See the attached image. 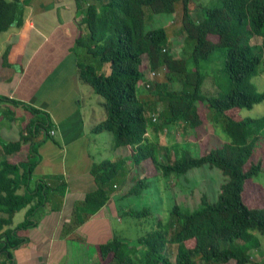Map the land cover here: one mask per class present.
Here are the masks:
<instances>
[{"label": "trees", "instance_id": "16d2710c", "mask_svg": "<svg viewBox=\"0 0 264 264\" xmlns=\"http://www.w3.org/2000/svg\"><path fill=\"white\" fill-rule=\"evenodd\" d=\"M196 1L92 0L84 5L82 21L88 34L79 36L76 43L93 57L108 62L110 72L97 73L93 64L79 62L78 75L104 100L106 118L93 131L111 132L116 146L132 147L131 160L140 176L129 194L138 195L149 188L158 174L178 177L203 165L219 169L226 177L215 201L202 194L198 207L188 209L174 204L166 222L157 220L156 226L138 239L145 247L138 252L137 264H264L254 261L250 253L260 247V236L264 237V185L256 180L264 174V114H241L243 108L251 109L264 101V91L252 81L261 63L259 51L264 47V0H205L204 4L197 2L195 15L192 4ZM25 3L0 0V33L23 23ZM178 4L182 8V31L188 41H193L185 58L175 57L168 48L165 28L145 30L146 8L171 14ZM254 36L262 38V47L251 44ZM144 57L149 70L165 72V79L155 82L148 93L152 84L145 78ZM213 59L223 77V90L206 95L202 92L206 74L201 66ZM174 83L180 86L170 87ZM139 89L146 93L144 98ZM3 100L9 99L0 97ZM160 101L163 105L156 110ZM21 105L33 114V119L15 140L6 141L0 134V253L21 243L17 230L31 224V217L46 202L50 191L41 181L33 187L31 182L38 161V135L43 132L48 136L52 122L45 112ZM206 109L212 112L211 122L221 125L227 141L212 147L210 138L204 136L198 141L196 156L191 155L192 148L187 144L174 141L163 148L165 157L171 153L172 160L162 161L156 135L162 123L173 127L183 123L199 139L203 135L200 128L207 123L205 114V118L201 116ZM151 110L162 115V123L154 122L157 114ZM24 143L28 144L26 157L9 161L7 155L18 152ZM123 163L103 160L93 164L97 188L86 194L75 209V222H83L106 203V185ZM25 207L29 210L24 220L10 227L13 215ZM151 213L150 207L126 212L137 218ZM124 244L117 235L99 244L101 264H134ZM172 244L176 247L171 261L168 252Z\"/></svg>", "mask_w": 264, "mask_h": 264}, {"label": "crops", "instance_id": "0c3cea01", "mask_svg": "<svg viewBox=\"0 0 264 264\" xmlns=\"http://www.w3.org/2000/svg\"><path fill=\"white\" fill-rule=\"evenodd\" d=\"M21 1H26L23 23L0 33V97L9 99L0 101V115H9L8 123L0 120V134L12 127L15 109L27 111L21 104L48 114L52 127L48 136L38 135L31 186L41 181L50 191L31 224L17 230L21 243L0 253V264H101L99 244L114 235L127 241L118 231L130 210L122 203L140 174L136 164H127L131 146H116L111 132L93 131L106 110L103 98L79 78L78 63H90L92 55L76 43L88 34L82 8L92 0ZM31 119L33 114L22 121ZM103 160L123 161L127 168L106 185V203L77 223L75 209L97 188L92 166ZM28 210H20L19 221L16 212L10 227L21 223Z\"/></svg>", "mask_w": 264, "mask_h": 264}, {"label": "rangeland", "instance_id": "374dc122", "mask_svg": "<svg viewBox=\"0 0 264 264\" xmlns=\"http://www.w3.org/2000/svg\"><path fill=\"white\" fill-rule=\"evenodd\" d=\"M197 2L198 4H204L205 0H197L196 3L193 2V13L197 14ZM197 5V6H199ZM181 16H182V8L181 5L178 4L176 6V11L168 14V13H154L149 8L145 9V30L163 27L167 32V41L169 42L168 48L173 53V55L177 58L187 57L193 45L192 40H187L184 32L182 31L181 26ZM251 44L256 45L257 47H262V38L258 36H254L250 40ZM8 50V49H7ZM261 54V63L258 66V72L255 76L252 77L253 83L256 85V88L259 91H264V47L259 51ZM6 52L3 53V60H6ZM9 56V54H8ZM90 63L94 65L97 73L108 74L109 71V63L101 61L98 57L90 56ZM219 60H222L221 58ZM143 71H145V78L148 79L150 76V70L148 67V62L146 57L143 58L142 61ZM216 60L213 59L208 61L206 64L201 66L202 71L206 74L202 92L206 95H217L223 90L222 87V76L218 73L217 65L215 64ZM164 69L157 71L156 75L153 76L150 83L152 86L147 89L148 91H152L154 89V83L163 81L164 78ZM155 77V78H154ZM180 85L174 83L170 85L172 88H178ZM139 94L142 98L145 97L146 93L139 89ZM157 97V95H156ZM154 97V98H156ZM1 105V104H0ZM163 102L160 101L156 104V110L162 107ZM3 106V105H2ZM0 109H2L0 107ZM27 110V109H25ZM156 110L153 114H157ZM204 109H201V111ZM14 119L12 120V127L3 131L2 137L6 140H15L19 137V131L24 129L29 122L27 120L22 121V119H26L27 116H32L30 111H23L22 109H15ZM149 111L147 112V114ZM212 112L206 109V112L201 114L203 118L204 114L207 118V123L203 125L200 130L203 132L202 137L196 139V133L193 129L183 125L180 123L177 127H173L170 125H166L162 123L163 117L162 115L155 117L154 122L162 123V128L159 129L156 133L158 148H159V157L162 161L172 160V154L169 153V158L165 157L163 148L165 144H169L170 142L178 141L183 144H187L189 148H192L191 155L199 154L198 141L202 139L204 136L209 137L210 146L216 147L222 145L225 141H227V136L222 131V127L220 124H214L211 122V114ZM152 114V115H153ZM241 114L243 117H258L264 114V101L256 104L251 109L243 108L241 110ZM9 115L5 111L3 115H0V120L4 121V123L9 122ZM27 122V123H26ZM3 124V123H1ZM160 135V136H159ZM263 149L264 142L262 141ZM170 146V145H169ZM28 144L24 143L21 149L18 152H14L10 155H7V158L11 162H18L20 159H24L27 153ZM198 149V150H196ZM195 151V152H194ZM130 160V161H129ZM132 160L127 158V164H132ZM123 166V165H122ZM120 168L118 174L115 178H119L122 176L121 171L127 168V165ZM160 175V174H159ZM157 175L151 182L150 187L144 189L140 194H132L127 199L124 200L122 204L127 205L128 209H136L140 210L143 207L151 208V215L149 217H134L132 215H125L124 223L121 225V229L118 230L122 237L125 236L126 240L124 246L126 247L127 252L132 256L134 264L138 263L139 253H133V250L139 251L144 248L145 245L138 243V238L142 235H145L148 231H150L153 227L156 226L157 220H162L166 222L169 217V212L174 204H178L180 207L194 209L199 206L200 197L202 194H205L207 198L211 201H215L218 197L219 189L222 183L225 182L226 177L222 174V172L214 167H210L208 165H203L200 167H195L189 169L186 173L175 176L172 174L170 177H165ZM257 181L264 185V174L259 175L256 178ZM251 203V202H250ZM22 216V211L16 213L15 221H19ZM171 217V216H170ZM171 219V218H170ZM172 220V219H171ZM174 222V220H173ZM261 244L260 247L250 250L252 259L258 262H264V237L260 236ZM125 240V239H124ZM170 250L168 252V256L172 261L174 259L175 253V244L169 245ZM232 263V261H231ZM198 264H202L199 262Z\"/></svg>", "mask_w": 264, "mask_h": 264}, {"label": "built area", "instance_id": "2783aa9c", "mask_svg": "<svg viewBox=\"0 0 264 264\" xmlns=\"http://www.w3.org/2000/svg\"><path fill=\"white\" fill-rule=\"evenodd\" d=\"M150 76L148 78V80H151L153 78L154 75H156L157 71H153V70H150ZM146 86H149V83H145ZM153 120H155V117H153ZM53 133V131H52Z\"/></svg>", "mask_w": 264, "mask_h": 264}]
</instances>
